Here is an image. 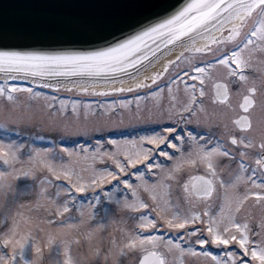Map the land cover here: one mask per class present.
<instances>
[{
    "label": "snow or ice",
    "instance_id": "obj_1",
    "mask_svg": "<svg viewBox=\"0 0 264 264\" xmlns=\"http://www.w3.org/2000/svg\"><path fill=\"white\" fill-rule=\"evenodd\" d=\"M148 6L159 11L125 27L77 3L0 27V264H43L46 251L49 264H264L251 212L264 209V0ZM113 117L156 127L115 139ZM40 125L56 134L48 146ZM67 134L87 140L68 147ZM82 238L87 256L73 255Z\"/></svg>",
    "mask_w": 264,
    "mask_h": 264
},
{
    "label": "water",
    "instance_id": "obj_2",
    "mask_svg": "<svg viewBox=\"0 0 264 264\" xmlns=\"http://www.w3.org/2000/svg\"><path fill=\"white\" fill-rule=\"evenodd\" d=\"M176 2L177 0H3V8L0 9V27H6L11 32L27 19L39 14L60 10L50 8L48 7L49 5L63 3L85 5L86 7L77 10L112 17L119 21L120 27H125L127 24L142 21L146 15H149L153 11H159V8L148 5L175 4ZM125 30L127 29L125 28ZM41 43L47 45L49 41L42 40ZM181 50L177 47L166 56L161 57L152 67L145 69L139 79H143L144 76L150 75L151 72L160 69L161 63L164 60L175 59V56ZM16 82L27 83L25 81ZM127 83L130 84L131 81Z\"/></svg>",
    "mask_w": 264,
    "mask_h": 264
},
{
    "label": "rangeland",
    "instance_id": "obj_3",
    "mask_svg": "<svg viewBox=\"0 0 264 264\" xmlns=\"http://www.w3.org/2000/svg\"><path fill=\"white\" fill-rule=\"evenodd\" d=\"M221 74L222 73L220 71H217V72L214 73V75L216 77H218V76L220 77ZM167 75L168 74L165 75L164 79L166 78ZM209 81H211V80H209ZM181 86H183V85H180V87ZM173 87L175 88L176 86L174 85ZM39 90L47 92L49 95H53L54 94V93H52L50 91L48 92L47 90H44V89H39ZM166 93H167V89L165 88V100L163 101V103H165V104L168 102L167 99H166ZM59 95H60V98H65V99L69 98V97H71L73 99L76 98L73 94H70V93L61 92ZM83 98L85 99V97H83ZM178 98L179 99L183 98V93L182 92L179 94ZM95 99H97V98L93 97L92 99H88V100H95ZM21 100H24V96L23 95H21ZM41 103H42V101H41ZM101 119L102 118H100V117H93L91 115L89 116V122L98 121V120H101ZM112 119L114 121V124L111 127V130L113 132V136L111 138H115V139H120L121 138V134H123L124 136L128 137L129 139H131V138L137 137L139 135L147 134L148 132L151 131V129L156 127V125H154V124L139 123V122H136V121H130L127 118H125L124 124L121 125V124H119L118 118L113 117ZM127 129H130V130H127ZM30 131L32 133L43 134L46 137L45 141H37L36 142L37 146H48V144H47L48 139L51 136L56 135L55 133L50 132L46 125L37 126V127L33 128V129H30ZM72 131L73 130L70 127L69 133H71ZM96 138H98V137L94 135L93 139L88 141V143L94 144ZM108 138L109 137L105 136V139H108ZM86 140H87V137H81V136H76V135H72V134H67L65 136V139H64L63 143L66 146H68V147H73L74 142L75 143H84ZM90 166H94V165H92V161H90V160L80 159L78 161V163H77V167L78 168H89ZM132 179L134 181L135 178L133 177ZM79 195H80L81 198H83L85 194H79ZM87 196L90 199L91 193H88ZM174 198H175V194H174ZM84 203L85 204L87 203V199L84 200ZM251 212H252V216H253L254 222L255 223H259L261 217L264 216V209H262L260 206L257 205V206L251 207ZM68 215H69L68 213H65V216H68ZM101 215H103V213H101ZM71 216L74 219L67 221V223H77L78 219H79V214L76 213L73 210L72 213H71ZM57 219H59V218H57ZM112 227L113 226L110 225L108 231H112ZM86 228H87L86 224L85 225H81L80 226V231L81 232L85 231ZM71 231H73L75 233L76 230L73 229ZM82 245L83 246H78L76 244L72 245L73 255L81 256V257L87 256V254H88L87 243H86V241L83 240V238H82ZM184 246L186 247L187 245H184ZM212 251L218 252L219 249L213 248ZM43 264H49L47 251L45 252V259H44ZM184 264H204V259L202 257L186 255L184 257Z\"/></svg>",
    "mask_w": 264,
    "mask_h": 264
},
{
    "label": "flooded vegetation",
    "instance_id": "obj_4",
    "mask_svg": "<svg viewBox=\"0 0 264 264\" xmlns=\"http://www.w3.org/2000/svg\"><path fill=\"white\" fill-rule=\"evenodd\" d=\"M185 55H191L189 53H185ZM171 71V69H170ZM178 71V69H177ZM222 75V74H221ZM219 78V76L217 77ZM162 79H164V77H162ZM167 79V76L164 80ZM211 85H212V81H209V80H206V84H205V87H206V90H207V93H208V96L205 97V105H206V108H207V111L209 113V116H211V113L213 112V109L216 107L214 106L211 101L208 99V97H210L212 95V90H211ZM161 87H164V85H161ZM181 88H183V86H181ZM138 94L140 95H145L146 93L141 90ZM131 95L132 94H126V99H131ZM134 106V105H133ZM145 124V123H144ZM189 129H192V130H198L200 132L201 135H205L206 134V131L203 129V128H200V129H197L196 128V125H189ZM175 194V193H174Z\"/></svg>",
    "mask_w": 264,
    "mask_h": 264
}]
</instances>
